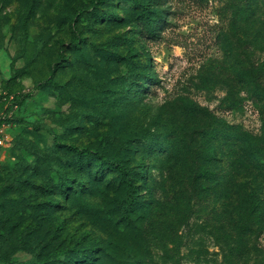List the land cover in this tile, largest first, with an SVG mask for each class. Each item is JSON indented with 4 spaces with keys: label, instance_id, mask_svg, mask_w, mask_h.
Segmentation results:
<instances>
[{
    "label": "rangeland",
    "instance_id": "1",
    "mask_svg": "<svg viewBox=\"0 0 264 264\" xmlns=\"http://www.w3.org/2000/svg\"><path fill=\"white\" fill-rule=\"evenodd\" d=\"M160 1L162 28L146 38L131 0H0V115L28 94L0 131V264L89 238L106 246L98 264H264V218L236 226L188 179L211 143L215 167L229 170L242 152L234 132L257 137L264 154L253 73L264 62V0ZM128 61L157 79L129 99ZM147 135L172 153L158 155ZM65 144L137 171L145 163L149 178L128 204L117 173L77 172ZM74 176L76 194H54Z\"/></svg>",
    "mask_w": 264,
    "mask_h": 264
},
{
    "label": "trees",
    "instance_id": "2",
    "mask_svg": "<svg viewBox=\"0 0 264 264\" xmlns=\"http://www.w3.org/2000/svg\"><path fill=\"white\" fill-rule=\"evenodd\" d=\"M131 1L132 7L140 9L141 32L146 38L157 37L165 19L161 1ZM79 39L75 36L73 43H79ZM128 70L129 73L122 89L127 99H129L130 93L139 92L142 95L148 92L152 87L151 85L157 82L153 73L147 76L146 79L141 77L131 61H128ZM254 70V83L258 86L256 95L264 98V89L262 88L264 62L255 66ZM27 96L26 93L13 95L16 100L7 107L2 116L0 115V123L11 124L14 121L13 116L10 115L12 109L16 105L23 104ZM245 135L240 132L230 134L231 140L241 146L242 152H239L233 159L231 158L230 164L232 165H229L228 171L220 169L219 166L215 167L218 158V147L215 143H211L207 146L206 154L202 160L194 162V165L198 168L197 173L193 174V171H191L192 175L188 177V179L191 178V182L195 181L194 187L199 196L212 200L214 204L216 202L215 205L228 212L236 226L242 222L249 224L247 221L251 222V220L261 223L264 218V154L259 150L257 137L250 134L245 137ZM144 139L152 143L154 151L158 155L172 153L171 147L162 146L156 135H147ZM138 140L139 138L135 139V141ZM157 145L160 148L157 149ZM64 146L70 156V159L67 157L65 160L75 166L77 172L87 173L89 177L94 179H100L108 171L117 173L115 182L125 189L124 200L128 204H132L135 195L138 194L136 182L148 180L149 178L145 163H141V169L137 171L129 166L127 158H113L102 149L74 144H65ZM74 179L75 176L60 177L58 188L55 189L54 194H76ZM81 190L83 192L87 191L86 187L81 188ZM91 190L89 189V191ZM59 198L49 199L48 203L53 208L57 207L60 205ZM229 237H231V233H226L224 240L229 239ZM104 252H106V246L103 245V240L89 238L85 241H78L73 245L69 244L54 248L45 254L36 252L31 258L22 261L14 262L4 259V264H98Z\"/></svg>",
    "mask_w": 264,
    "mask_h": 264
},
{
    "label": "built area",
    "instance_id": "3",
    "mask_svg": "<svg viewBox=\"0 0 264 264\" xmlns=\"http://www.w3.org/2000/svg\"><path fill=\"white\" fill-rule=\"evenodd\" d=\"M13 110V109H12ZM12 112V111H11ZM11 114V113H10ZM6 124L5 123H0V131H2L3 130V127L5 126ZM0 143L1 144H4L5 143V139H3V138H0Z\"/></svg>",
    "mask_w": 264,
    "mask_h": 264
}]
</instances>
